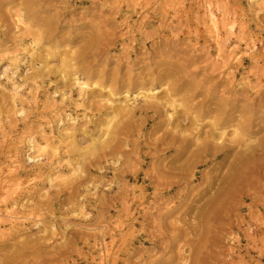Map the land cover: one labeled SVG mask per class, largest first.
<instances>
[{
  "label": "rangeland",
  "instance_id": "1",
  "mask_svg": "<svg viewBox=\"0 0 264 264\" xmlns=\"http://www.w3.org/2000/svg\"><path fill=\"white\" fill-rule=\"evenodd\" d=\"M207 4L220 9L217 17L224 15L220 53L207 23ZM19 13L26 27L17 28ZM32 38L38 39L34 64L49 56L52 67L39 70L24 86L26 119L17 117L8 98L11 82L0 80V211L16 204L14 212L21 216L19 204L30 199L28 204L33 205L30 220L21 227L0 228V264H160L158 260L169 254L163 256L162 246L151 249L156 226L172 222L168 212L176 217L181 202L188 203L205 187L199 183L200 174L185 190L177 187L170 194L169 188L153 185L157 176L153 164L167 155L161 142L169 137L171 125L184 118L181 125L191 129L190 143L201 134L194 131L196 121L207 133L214 132L211 121L219 123L218 129L225 126L226 133L239 129L244 135L238 142L242 149L264 137V0L255 7L248 0H0V74L17 58L22 62L13 82L21 81L32 64L23 47ZM92 41L97 46L89 50ZM58 69L66 78L73 73L80 78L99 76L118 92L128 90L131 98L164 81L185 109L168 121L167 115L173 113L168 105L142 115L138 111L143 103L138 100L135 115L122 120L128 123L127 130L114 135L112 129L111 153L122 155L123 167L114 173L107 155L95 156L87 161L83 175L73 176L68 160L87 153L110 111L99 103L107 90L90 89L89 117L70 131L79 146L74 150L61 130L66 116L81 119L83 108L71 87L61 104L59 92H68L63 87L68 81ZM165 89H158L160 97ZM132 112L125 109L118 119ZM29 135L50 143L45 148L48 159L36 165L24 162L29 153L23 141ZM59 140V153L54 155L51 143ZM187 156L183 154L177 166H186ZM231 161H210L206 170L196 172L206 171L208 178L219 181L227 176ZM261 174L252 177L243 192L245 200H236L231 218L210 224L207 264H264V168ZM48 176L55 180L51 187ZM3 186L9 191L5 196ZM211 189L208 196L216 187ZM81 206L86 219L73 216ZM214 234L220 240L212 243ZM102 246L107 257L100 256Z\"/></svg>",
  "mask_w": 264,
  "mask_h": 264
},
{
  "label": "bare ground",
  "instance_id": "2",
  "mask_svg": "<svg viewBox=\"0 0 264 264\" xmlns=\"http://www.w3.org/2000/svg\"><path fill=\"white\" fill-rule=\"evenodd\" d=\"M258 1L259 0H248L250 6L252 7L257 6ZM216 9H218V11L213 10L211 5L207 4L205 15L211 32L214 35L215 43L218 47V53H220L223 43L219 37L220 25L224 19V15L217 17L216 13L219 12L220 9ZM15 22L17 28L26 27V21L24 20L22 13L16 15ZM234 29V23H232L229 27L231 34ZM37 42L38 39L36 38H32L25 42L27 43V46L23 47V51L31 60L32 64L31 67L26 70V75L22 77L20 82H13L16 74L18 73L19 64L22 62L21 60L18 61L17 58L12 60L13 64L5 66L0 74V80L5 79L6 81L11 82V89L9 91L8 98L13 108L17 109V117L22 120L27 118L25 110L22 106L23 102L21 100V93L24 86L28 81L35 80L38 74L41 73L39 70L47 69L50 71L52 67L49 56H46L42 61L35 62L34 64V57L38 51ZM94 42L95 41L91 42L89 50L96 48L97 44H93ZM238 43L241 44V41ZM248 51L251 52L253 49L249 48ZM234 59L238 61L239 56L237 55ZM34 70H36L34 74H30L29 76L27 75L29 71ZM59 72L61 78L64 81H68V84L63 86L64 88H67L68 92H59L61 104H65L69 88L71 87L77 92L79 107L83 108L82 118L79 119L78 116H66L67 125L61 130L65 139L71 141L70 145L74 150H78L79 146L75 143L76 137L74 136V133H71L70 131L74 130V127L80 120L86 121L89 117V106L90 102L93 101V97H91L93 96V90L90 89H96L99 93L107 90L106 98L99 101V103L104 102L107 110L110 111L104 127L99 131L98 136L92 140L91 147L86 150L87 153L81 154L78 159L73 160L71 163L70 160H68V166L71 168L69 173H72L73 176L83 175L86 172L85 167L87 161L89 160V162H92L95 156L107 155L110 159L108 163L113 168L114 173L123 167L124 162L122 155L120 153L112 155L111 153V144L114 142L115 138L113 140L111 139L114 135H118L120 132L123 133L127 130L129 125L128 123H123L122 120L124 117L127 118L129 115H135V110H137L135 106L138 100L143 103V107L138 111V113L142 115H148L150 112H153L154 109L164 108L168 105L173 110L172 114L167 115L168 121L173 117V114L180 115L183 112L182 110L185 109L182 104H179L176 100H174V95H170L172 92L171 84L164 81H158L155 86L151 84L150 87L145 90L141 89L140 92L131 98L128 90L122 88L118 92L114 90V88L107 86L106 83L102 82L99 79V76L93 77L96 79H90L85 76L80 78L77 73H73L68 75L66 78L63 70H59ZM163 87H166L163 91L165 94L160 97V95H158V89ZM55 94L56 93H54V95ZM121 96V99H115L116 97ZM125 109L133 110V112L122 116V119H118L119 115H121ZM178 120L180 121V119ZM59 122L62 124L61 120H59ZM184 122L185 120L183 118L181 119V122L171 125L169 137H166V139H163L161 142V145L164 146L165 151H167V155H163L162 158H156V161L153 164V170L157 174L153 185H157L156 188L161 187L162 190L169 188L170 194L172 190L177 187H184L183 190H185L187 186L193 184V182L197 180V174H200L198 177L200 180L199 183L200 185L203 184L202 186L205 187L202 191H197L188 203L184 202V200L181 202V206L177 209L179 210V214L176 215V217H174L172 213L173 211L168 212L167 218H172V222L158 223L156 226L157 230L154 235L155 237L150 240V242H152L151 249L158 250V248H161L162 246L161 250L163 252V256L169 254L166 259L162 258L158 260L160 264H207L205 256L209 254L208 251L210 250V248L207 247V244L211 239V233L209 230L210 224L217 220L223 221L224 218H231V216L235 214L236 200H245L243 192L246 193L245 189L250 185L252 177L257 175L258 177L263 176V174H261V170L264 168V137L258 139L257 142L255 141L254 145L252 144L250 147L246 146V148L242 149L241 144L238 142L242 140L244 135L241 132L239 133V129H235L231 133H226L225 126L218 129L219 123L211 121L209 125L212 129L215 128L213 131L218 133L216 135L214 132H203V128L198 126L196 121L194 123V131H197L198 134L201 132L199 135L206 138H199V135L197 136L196 134L190 143L187 135L191 129H188L185 126L182 127L181 124H184ZM112 129L116 130L114 135L112 133ZM60 138L64 139L62 136H60ZM194 140L195 143L192 144ZM250 142L251 140L249 138V143ZM61 143L62 140H59L56 143H51V149L54 155L59 153L58 151L60 147L58 144ZM49 144L48 140L40 142L33 135L27 136L23 141V145L27 149L26 153L29 154L24 162L36 165L41 163L43 160L48 159V156L45 153V148ZM123 147L127 148V144H124ZM192 147H195L194 150L191 149ZM183 154H188L185 159V162H188L184 167L177 166V164L180 163ZM166 158L170 159L169 161L164 162L167 160ZM230 159H232V161L228 164V174L219 181L217 178H208L206 171L200 173L196 172L199 168L206 170L210 161L225 163ZM188 176H190V180L187 178ZM54 181L55 180L52 177L48 176L47 183L50 187L53 185ZM204 181L210 182L209 184H206ZM6 187L7 186H3V190L6 191L3 194L4 196L9 192ZM214 187H216L215 191L208 196L209 191H211V188ZM194 191L195 189L187 193L185 198H190ZM161 194L166 195L167 192ZM29 201L30 199H28L24 204L18 205V208L20 207V209L24 211L21 216L14 212L16 204H11L5 211H0V228L7 226L10 231H13L14 229L21 227L24 221L30 220L32 216L31 207L33 205L32 203L28 204ZM76 212L77 214L73 213L75 218H88V214L84 211L83 206L79 207ZM5 234L8 235L9 232H5ZM218 240H220V237L215 236L214 234L212 237V243ZM178 243H182V245L178 246ZM157 246L159 247L157 248ZM99 252L100 256L104 255L107 257L108 255L106 246H102ZM132 255L135 254L133 253ZM138 260L141 261L143 258L139 257Z\"/></svg>",
  "mask_w": 264,
  "mask_h": 264
}]
</instances>
